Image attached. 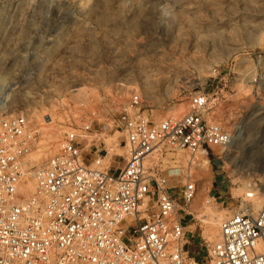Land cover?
I'll return each instance as SVG.
<instances>
[{
    "label": "rangeland",
    "instance_id": "1",
    "mask_svg": "<svg viewBox=\"0 0 264 264\" xmlns=\"http://www.w3.org/2000/svg\"><path fill=\"white\" fill-rule=\"evenodd\" d=\"M197 93L209 98L205 119L233 140L193 174L197 193L182 223L188 251L203 257L208 214L221 223L254 212L245 193L264 183V0H0V119L26 116L35 146L49 147L46 162L84 123L110 144L131 94L156 123L182 116ZM183 165L167 155L172 192Z\"/></svg>",
    "mask_w": 264,
    "mask_h": 264
},
{
    "label": "built area",
    "instance_id": "2",
    "mask_svg": "<svg viewBox=\"0 0 264 264\" xmlns=\"http://www.w3.org/2000/svg\"><path fill=\"white\" fill-rule=\"evenodd\" d=\"M209 109L205 93L191 94L182 116L152 123L131 94L109 130L118 136L105 144L91 124L70 129L30 195L25 158L38 130L22 114L1 118L0 264H264V197L257 211L221 221L217 239L199 245L203 257L188 251L193 174L233 142L205 119ZM168 154L184 160L178 192L163 169Z\"/></svg>",
    "mask_w": 264,
    "mask_h": 264
},
{
    "label": "bare ground",
    "instance_id": "3",
    "mask_svg": "<svg viewBox=\"0 0 264 264\" xmlns=\"http://www.w3.org/2000/svg\"><path fill=\"white\" fill-rule=\"evenodd\" d=\"M180 109H182V108H180ZM180 109H178V110H180ZM173 117H175V116H173ZM44 143L45 142H42L41 144L34 146L33 149L31 150V152L33 150L34 151L31 154L29 153L30 155H27V157L29 156V158L28 159H27V157L25 158L26 171H27V177H26L25 185L23 187V191L25 193L27 192V190H30L32 188V184H31L30 179H33L35 171L45 165L46 158L50 155L48 153L49 147ZM204 161H206V160H204ZM27 195H30V194H27ZM245 196H246L245 198H247L248 200H249V198L251 199V200H249L251 203V206L253 207V209H255V211H257V209H259V206H260V198L264 197V183L259 182L255 195L249 194L248 192H246ZM205 223H206V226L208 228V230L205 231V233L207 235L206 240H207V238H209L210 241H211V239H212V241H214L213 237H214V233H216V230H214V229L216 228V226H219L220 217L217 218L214 215H212L210 212V214H208V219H206ZM203 236H205V235H203Z\"/></svg>",
    "mask_w": 264,
    "mask_h": 264
}]
</instances>
